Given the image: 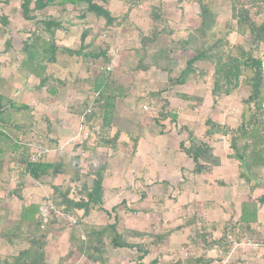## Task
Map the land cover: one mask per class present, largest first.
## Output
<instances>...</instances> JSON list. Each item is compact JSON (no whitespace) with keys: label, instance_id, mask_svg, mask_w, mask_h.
<instances>
[{"label":"crops","instance_id":"1","mask_svg":"<svg viewBox=\"0 0 264 264\" xmlns=\"http://www.w3.org/2000/svg\"><path fill=\"white\" fill-rule=\"evenodd\" d=\"M20 4L21 0H0V17L8 22L5 27L0 24V95L13 104L12 107L6 105L0 116V150H3L4 155V157L0 156L2 159L0 161L2 165L0 167V201L4 196L12 197L11 202H18V211L21 202L14 193L12 194L16 186L19 187L18 193L22 196L24 203L34 202L42 205L50 201L52 205L55 204L59 198L54 192V187L59 188L60 192L70 188L69 196L74 197L77 188L84 182L87 185L91 184V179L83 175L78 182L72 181L71 174L74 168L71 160L74 155H77L80 157L78 166L81 168L86 166V162L93 168L101 165L105 167L103 210L93 209L82 218L86 227H101L113 223L116 219L117 231L120 233H123V229L148 232V228L150 230L159 228L158 203L155 202L158 191L140 188L142 184L152 185L153 182H158L167 185L169 188L167 195L172 193L173 185L178 184L177 189H180V198H182L180 204L186 206L187 217L191 219L194 217L196 220L195 223L191 221L183 223L180 231L185 232L190 227L200 229L202 225L205 228L210 223L212 226L215 225L214 223H219L216 224L217 227L220 225L223 228L231 221L234 225L233 229L235 228L238 235L242 232L248 242H264V203H257L255 220L250 222L249 230L239 221L242 205L256 203V200L264 194V165L250 170L240 168L241 163L235 159L234 151L229 146L228 135L215 133L206 137L204 133L208 127L203 124L204 120L203 127L195 128L197 124L190 120L193 115L184 113L178 118L183 132L180 140H175L172 151L166 150L168 142L158 143V141L150 140V142L141 144L138 142L135 145L132 142L135 148L130 162L126 163L125 157L130 155L127 150L131 145L128 141L121 139L117 141L114 148H108L92 139L93 130L99 125L97 121H94L95 118L93 121H86L81 105L85 100L84 87L89 86L90 80L81 71L83 67L80 57L58 53L56 61L46 67L47 81L43 86H40L38 78L20 67L19 64L23 59V44L28 41L31 31L36 27L35 20L23 18ZM71 7L70 4H54L47 7L43 14H38L37 20L52 19L61 22L62 28L55 32V42L59 47L75 50L78 47L82 28L79 23L81 21L78 20L77 14H72ZM91 18L88 16L86 24H81L82 27H90L88 21L90 22ZM40 35L47 37L44 32ZM209 94L212 102L211 91ZM23 106L28 109L19 108ZM242 111L241 108L240 112H233L226 122L220 112H207L208 116H211L207 118L220 125L225 124L232 130L237 129L243 121L246 122L247 129L253 128V112ZM259 129L256 128L253 131L259 132ZM195 131H199L200 136ZM82 132H87L88 138L82 145H78L74 139ZM190 134L208 143L213 157L219 160L218 165L211 166L207 171L199 174L193 172L192 159L180 149L181 142L189 146ZM37 137H40L43 144L51 149L42 161L44 164L57 165L60 172L52 173L50 168L46 173L33 178L24 169V163H22L24 154H22L21 146L31 149ZM186 139H188L187 142ZM235 141L238 147L246 142L251 144L250 140ZM257 147L264 148V139ZM248 152L246 151L247 157ZM87 159L89 161H86ZM241 171L248 179L239 177ZM82 174H85V171H82ZM185 174L190 176L186 177ZM5 186L8 189L6 193L4 192L6 195L3 193ZM156 186L158 187L157 184L154 185ZM167 203L169 207L170 203ZM132 207L135 209H130ZM113 208L114 211H112ZM174 208L175 205L170 212H173ZM60 215L59 218L63 220L57 217L59 223L52 226L47 240L46 260L49 264H57L59 258L67 253L70 226H72L67 217L76 222L82 216V211H76L73 215ZM64 220L69 221V226ZM172 224L166 223L165 227H174ZM77 226L80 225L77 224ZM249 236H253L252 239ZM174 237V233L168 237L166 240L168 245ZM254 238H257L256 241ZM145 240L129 241L144 243ZM230 240L234 247L229 251H225L220 245H214L201 249V254L197 256L213 258L212 264H264V245L259 248H250L238 245L242 242L238 237L236 240ZM105 243L108 245V240L105 239ZM149 250L150 254L140 261L135 257L137 254L135 249L108 247V264H149L153 259L158 260L157 264H164L158 254L152 253V247ZM183 254L186 255V252ZM161 255L164 259V255ZM72 262V264H97L85 260L84 257L73 258Z\"/></svg>","mask_w":264,"mask_h":264},{"label":"trees","instance_id":"2","mask_svg":"<svg viewBox=\"0 0 264 264\" xmlns=\"http://www.w3.org/2000/svg\"><path fill=\"white\" fill-rule=\"evenodd\" d=\"M107 1L108 0H21L20 9L23 18L25 20H35L36 27L31 31L28 41L23 44V59L19 65L23 70L38 78L40 80V86L46 84V67L48 64L56 61V55L58 53L80 57L82 64L85 65L84 69L87 74L91 71L92 67H99L98 70L96 69L97 74L93 80L87 77L90 80L88 87L92 84L91 87L94 91L93 93H85V100L81 105L84 112L93 100L91 113L85 114V119L90 122L93 121L94 118V121H97L96 116L101 117L98 141L103 147L114 148L118 141L120 131L117 129L112 136L109 135V128L111 127L110 116L112 115L111 111L113 104L110 96H104L108 86V72L106 71L107 66L105 65L111 62V57L108 55L109 50L104 43L95 44V40L99 36L106 35L104 33L101 35L92 34L93 30L91 26L86 28L83 27L79 35L78 47L72 50L59 47L55 42V32L62 28L61 22L52 19L37 20L38 14H43V11L49 6L54 4H70L72 8H79L77 18L82 23L87 22L86 18L92 14L97 19L102 18L104 20L103 25L105 24L106 27H110L114 25L118 19L112 16L110 11L103 6ZM196 3L199 5V25L184 40L178 42L181 49L192 52V55L186 60L185 67L179 71L177 76L168 78V83L170 86L184 85L190 76H194L196 73L204 75L205 72L197 69L196 63H208L212 67L211 95L213 98L219 97L220 95L228 97L231 93L240 88L246 89L247 96L243 101L242 112H253V128L247 129L246 122L243 121L237 129L232 130L225 124L220 125L210 118H207L205 125L208 129L204 134L206 137L215 133L228 135L230 137L229 146L234 151L235 159L241 163L240 168L250 170L253 167L264 165V148L257 147L261 145L264 139V58L257 55L258 47L264 45V20L259 24L256 23L255 20L252 19L248 8L237 5L233 0L232 19L235 21L234 31L241 35L248 36V42L250 43L249 48L244 49L242 46L233 47L229 45L225 36L208 43V39L215 36L212 31L215 24V17L209 6L205 4V0H197ZM150 17L155 21L158 20L157 12L152 11ZM7 23L5 18L0 17V24L2 27H5ZM160 31L161 30L154 28L151 37H141L140 47L143 49L148 43L156 41ZM41 32H44L47 37H42L40 35ZM88 37L89 39L87 40ZM164 51L165 49L158 52L160 53V57L163 55L161 52L164 53ZM112 65L113 69L114 64ZM136 68L141 70L149 69L148 65L145 66L143 64L142 56L139 57ZM246 71L249 72L248 75L245 74ZM90 93L93 97L94 94H97V96L93 99V97L89 96L91 95ZM182 97L183 99L190 98L188 95H183ZM101 100H103L104 105L96 107ZM6 105L12 107L13 104L0 95V116ZM19 108L28 109L24 106ZM94 108H101L102 112H98L97 114L93 112ZM162 117L164 118L165 116L162 115ZM170 117L173 120L176 119L175 114H170ZM256 128H260L259 130L262 132L253 131ZM130 139L133 141L134 145L138 141V138L131 137ZM238 139H243L244 141L250 140L251 144L246 142L243 146L238 147L235 141ZM21 147L23 148L22 154H24L22 163H24V169L31 177H38V175L46 173L50 168H52V173L60 172L57 165L44 164L42 160L31 163L29 160L30 148H25L23 145ZM180 149L187 157L192 159L194 163V173L199 174L203 171H207L209 167L219 164V160L213 157L208 143L197 140L193 135H190L189 146H185L181 142ZM246 151H249L247 154L248 157L246 156ZM2 153L3 150H0V156L4 157ZM0 161H2V159H0ZM79 161L80 157L77 155H74L71 160L72 167L74 168L71 174L72 181L74 183L78 182L83 175L91 179V184L87 185L86 182H84V184L77 188L76 194L72 198L69 196L70 188L60 192L59 188L53 186L54 192L58 195L59 200L55 204L53 203L55 211H49L45 220L41 216V205L34 202L24 203L22 196L18 193V186L12 190V194L14 193L15 197L21 202V207L15 213L14 218H10L6 213L0 216L4 222H8L9 220V223H7L4 228L0 229V241H4L11 248L15 249L21 244L25 246L21 248L18 247L19 249H17L16 254L11 258L0 256V264H49L46 260V248L52 226L59 223L58 218L61 216L60 214L73 215L76 211H82V216L76 221L80 226H70L67 253L59 258L57 264H72V259L77 257H84L85 260L97 264H108V247L111 249H135L137 253L135 257L137 260L141 261L145 256L150 254L149 249L151 247L158 248L172 234L174 229L167 230L161 234H148L129 230L128 233L132 237H151L153 239L149 243H133L126 241L123 233L117 231L116 219L113 223L101 227H86L81 219L87 216L93 209L103 210V173L105 167L101 165L93 168L92 165L86 162V166L81 168L78 166ZM86 161L89 160L87 159ZM1 166L0 164V167ZM82 171H85V174H82ZM239 177L248 179L242 171L239 173ZM257 203H264V194L256 200V203L243 204L241 207L239 221L247 230H249L250 222L255 220ZM112 211H114V208ZM59 219L63 220L62 218ZM65 221L66 220H64V222ZM176 229H180V227ZM105 239L108 240V245L105 243ZM222 240L223 239L219 238L213 241L211 245L208 244L207 248L213 245L222 246L224 244ZM213 261V258L201 255L189 256L184 260L178 259L169 264H212ZM157 263V259H153L149 262V264Z\"/></svg>","mask_w":264,"mask_h":264},{"label":"rangeland","instance_id":"3","mask_svg":"<svg viewBox=\"0 0 264 264\" xmlns=\"http://www.w3.org/2000/svg\"><path fill=\"white\" fill-rule=\"evenodd\" d=\"M196 1L108 0L103 6L110 11L112 16L118 19L110 27L102 24L104 23L102 18L97 19L94 15H89L92 17L90 22L88 21V25H91L93 30L92 34L101 35L104 33L106 35L99 36L95 40V44H101L102 42L109 50L108 55L111 57V62L105 66H113L112 64H114L113 69L107 71L108 86L104 96H110L113 104L112 115L110 116L111 127L109 128V135H113L118 129L120 131L118 141L122 139L131 144L127 150L130 155L125 157L127 160L126 163L130 162L133 149L135 148L132 143L133 141L130 139L131 137L138 138L137 143L139 142L140 144L150 142V140L151 142L158 141V143L168 142L169 145L166 147L168 148L166 150L168 152L172 151L175 140H180L183 132L181 122L178 120L182 113L193 115V117H190V120L197 124L195 128H201L203 127L202 121L204 120L203 124L205 125L206 118L211 117L208 116L207 112H220L221 117L226 122L233 112H240L241 108L243 110V101L247 96L246 89L243 88L231 93L229 98L220 95L219 97L213 98L212 102L214 104L211 102L209 92L212 87V67L208 63H196L197 69L204 71V75L196 73L194 76H190L184 85L170 86L168 83V78L177 76L179 71L185 67L186 60L192 55V52L181 49L178 42L184 40L199 25V5ZM234 1L237 5L248 8L252 19L256 23L259 24L264 20V0ZM205 4L209 6L215 17V24L212 28L215 36L209 38L208 43L225 36L229 45L233 47L242 46L244 49H248L250 46L248 36L234 31L235 21L232 19L233 0H205ZM152 11L157 12L158 20L155 21L150 17ZM71 12H73L72 14L78 15L79 8L71 7ZM79 23L81 28H83L81 24H85L86 22ZM27 24L30 25V23ZM154 28L161 30L157 40L153 43H148L142 49L140 47L141 37H151ZM163 49L165 51L164 53L161 52L163 55L160 57V53L158 52ZM257 55L264 58V45L258 47ZM141 56L143 58V64L149 66L148 70L136 68L139 57ZM81 66L83 67L81 69L82 73L93 80L97 74L96 69L98 70L99 67H92L91 73L89 72L87 74L83 70L85 65L82 62ZM245 74L248 75L249 72L246 71ZM91 86L84 87L83 92L93 93L94 90ZM91 95L89 96L93 97ZM183 95H188L190 98L183 99ZM100 105H104L103 100L96 107ZM144 106L147 107L146 110ZM100 109L94 108L93 112L98 114V112H102V109ZM170 114H175L176 119L173 120ZM162 115L165 117L163 118ZM222 115L226 116L223 117ZM96 120L99 127L93 130L94 137L92 139L94 141H98L101 117L96 116ZM196 134L199 135V131ZM185 141L187 142L188 139ZM141 174L143 175L144 173ZM189 176L190 174L186 175V177ZM155 184L158 187H154ZM5 187L3 193H6L8 190L7 186ZM178 187V184L173 185V191L169 195H167L169 188L164 183L153 182L152 185L142 184V187H140L143 189L150 188L151 191L157 189L158 191L155 202L157 201L158 203L159 228H151L150 230L147 227L148 232L145 233L157 232L156 234H161L167 230L174 229L172 233H174L175 237L170 242V245L165 241L158 248L152 247V253L158 254L164 264H169L178 259L184 260L189 256H197L201 254L202 250L207 248L208 244L211 245L213 241L219 238L223 239L222 242L224 244L222 247L228 251L234 247L230 239L236 240L238 237L239 241H247V238L242 232H239L240 235H238L235 228L233 229L234 225L231 221L223 228L220 225L217 227L216 224L219 223H214V226L210 223L205 228H203V225L200 229L198 227H190L185 232L180 231L181 228L176 229L186 221H191V223L196 222L194 217V220L187 217L186 206L184 207V205L180 204L182 198H180L181 191L177 189ZM12 199V197L8 196L1 198L0 216L6 213L10 218H14L18 209V202H11ZM167 202L170 203L169 207ZM173 205H175L174 211L170 212ZM130 209L134 210L135 207ZM184 216L185 218H183ZM66 222L69 226V221ZM7 223H9V220L8 222H4L0 217V229L4 228ZM166 223H173L172 226L174 225V227H165ZM72 226L75 227L77 225ZM129 230L133 229H123L122 231L124 239L127 241L146 239L144 243H148L153 240L151 237H132L128 233ZM249 237L252 239L253 236ZM256 239L254 238L255 241ZM24 246L23 244L18 245L19 248ZM18 247L17 249H19ZM17 249L11 248L4 241H0L1 257L11 258L16 254ZM184 252H186V255L183 254ZM161 254L164 255V259Z\"/></svg>","mask_w":264,"mask_h":264},{"label":"built area","instance_id":"4","mask_svg":"<svg viewBox=\"0 0 264 264\" xmlns=\"http://www.w3.org/2000/svg\"><path fill=\"white\" fill-rule=\"evenodd\" d=\"M110 70H112V66H108L106 68V71H110ZM263 71H264V64H263ZM96 96H97V94H94L93 99ZM92 105H93V100L90 102L89 106L85 109L84 114L91 113ZM144 109L146 110L147 107L144 106ZM87 138H88V133L82 132V134L80 136L75 137L74 140H75L76 144L82 145ZM30 150L31 151H30V155H29V160L31 163H36L40 160H43V158H45L51 152V149L43 144L40 137L36 138L35 143L31 145ZM51 210L55 211V208L50 201L44 202L41 205L40 212H41V216L43 217L44 220L46 219L47 214ZM63 217H66V216H63ZM67 218L69 219V221L72 225L76 224L74 219H70L69 217H67ZM238 245H243V246L250 247V248H259V247L264 245V242L263 243L262 242H254L253 243V242H248V241H242Z\"/></svg>","mask_w":264,"mask_h":264}]
</instances>
